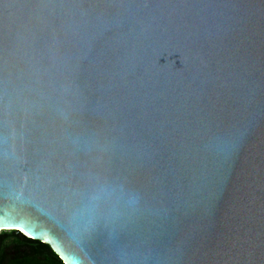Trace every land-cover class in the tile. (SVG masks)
I'll return each mask as SVG.
<instances>
[{"label":"water","instance_id":"obj_1","mask_svg":"<svg viewBox=\"0 0 264 264\" xmlns=\"http://www.w3.org/2000/svg\"><path fill=\"white\" fill-rule=\"evenodd\" d=\"M0 224L64 264H264V0H0Z\"/></svg>","mask_w":264,"mask_h":264},{"label":"trees","instance_id":"obj_2","mask_svg":"<svg viewBox=\"0 0 264 264\" xmlns=\"http://www.w3.org/2000/svg\"><path fill=\"white\" fill-rule=\"evenodd\" d=\"M7 242L16 243L20 249L27 246L35 247L38 251L34 257L37 259L38 255H42V257L46 256V264H64L59 256H57L56 253L52 251L48 244H44L39 240H31L28 237H25L23 234L17 233L15 231H4L0 233V255L3 247L8 245Z\"/></svg>","mask_w":264,"mask_h":264},{"label":"flooded vegetation","instance_id":"obj_3","mask_svg":"<svg viewBox=\"0 0 264 264\" xmlns=\"http://www.w3.org/2000/svg\"><path fill=\"white\" fill-rule=\"evenodd\" d=\"M8 245L3 247L0 255V264H46L47 257L38 255L37 259L34 255L37 249L33 246H27L20 249L16 243L7 242Z\"/></svg>","mask_w":264,"mask_h":264},{"label":"clouds","instance_id":"obj_4","mask_svg":"<svg viewBox=\"0 0 264 264\" xmlns=\"http://www.w3.org/2000/svg\"><path fill=\"white\" fill-rule=\"evenodd\" d=\"M6 230H11V227L9 225H6V224H0V232H4ZM18 230L21 231L24 235H26L31 240H35L38 238L36 235L27 231L25 228L21 227ZM40 239L42 240V243L50 244L52 246V251L54 253H56L57 256H59V253L56 250V245L57 244L61 245V244L58 241H56L52 236H50L47 233H44L43 236L40 237Z\"/></svg>","mask_w":264,"mask_h":264},{"label":"snow or ice","instance_id":"obj_5","mask_svg":"<svg viewBox=\"0 0 264 264\" xmlns=\"http://www.w3.org/2000/svg\"><path fill=\"white\" fill-rule=\"evenodd\" d=\"M23 234V233H22Z\"/></svg>","mask_w":264,"mask_h":264}]
</instances>
